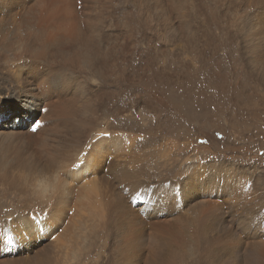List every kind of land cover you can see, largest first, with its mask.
Segmentation results:
<instances>
[{
    "label": "bare ground",
    "instance_id": "6f19581e",
    "mask_svg": "<svg viewBox=\"0 0 264 264\" xmlns=\"http://www.w3.org/2000/svg\"><path fill=\"white\" fill-rule=\"evenodd\" d=\"M116 2L0 0V206L10 205L19 210L18 215L23 212L21 216L29 214L23 220V227H11L7 223L0 233V254H4L0 255V264H6L2 260L8 257L17 259L32 253L37 247L41 248L48 240V233L53 232L65 218V206L83 200L76 191L84 190L85 185L92 182L95 184L89 186V190L99 189L95 196L106 201L101 218L107 216L119 220L122 215L132 213L133 206L122 203L127 200L125 196L118 202L108 201L112 191H120L121 183L125 182L132 191H138L139 202L136 196L132 199L136 203L142 202L141 209L151 224L159 228L154 233L142 232L148 235L136 238L133 245L122 246L124 261L133 259L131 264H141V260L136 259L143 257L141 244L150 243V251L155 252L148 256L147 264H169L167 258L171 254H167L173 242L170 240L176 237H187L192 241L193 261L195 253L212 254L214 262L224 253V241L219 238L214 241L211 237L215 226L224 220L218 219L213 210L207 211L214 208L220 199L233 195L234 184L240 179L231 174L233 169L230 167L215 164L207 180L189 176L181 196L180 187L170 179L169 168L155 175L163 181L161 186L152 184L155 176L145 177L139 182L131 173L117 168L119 161H114L113 157H120L122 137L126 132L120 115L128 110L121 103H124L122 98L129 88L117 92L120 78L108 76H148L147 82L140 86L147 91L145 101L158 98L163 108L170 111V100L175 101L172 105L182 101L181 104L187 106L189 100L203 94L212 99L226 98L232 111L253 109L241 105L246 94L253 93L244 89L250 76L245 69L242 72L246 76L229 75L226 64L229 66L230 59L222 45L212 46L208 41L202 47L197 37L199 30L183 26L179 33L173 31L164 36L165 47L156 54V46L150 43L152 23L149 22L154 15L167 17L168 25L173 23V16H179L183 21L192 16L213 18L224 14L264 19V0H132L136 13L125 20L116 16ZM142 21L148 28H142ZM188 23L191 26L193 21ZM256 31L264 34V29ZM208 36L210 38V32ZM141 47L142 51H139ZM252 50L257 52L255 61L264 71V44L255 43ZM184 53L197 55V61H192V66L187 65ZM98 79H103L100 90L96 83ZM134 87L137 88L136 85ZM102 94L101 102L99 95L101 97ZM111 102L117 108L109 106ZM4 112H13L10 122H3ZM29 114L37 117L26 129ZM38 118L44 122L43 126L32 131V125ZM92 129L99 131L98 151L87 147ZM147 129L157 134L151 127L147 126ZM103 131L112 135L102 137ZM130 131L146 133L144 128ZM72 163H78L80 167L70 169ZM198 171L201 174V165ZM96 173L102 174L100 180ZM75 180L79 184L72 183ZM244 181H249L248 177ZM244 181L242 186L247 187L237 192L238 198L243 199L242 211L236 209L238 217L228 218L237 220L240 230L249 237L240 238L245 245L240 248V258L244 260L248 247L252 246L258 251L256 261L260 263L264 248V196H247L245 191L254 183L249 187V182ZM255 185L264 188L262 182ZM166 188L177 198L190 200L185 208L188 210L187 206L192 204L193 208L187 211L192 214L188 219L182 220L181 213H175L174 204L167 203L171 200ZM137 224L139 222L132 223L128 228L135 233ZM19 232H25L24 241L17 242V238L23 235ZM198 233L204 238L203 245ZM214 244L217 248L212 251ZM78 254L79 249L74 256ZM209 254L204 257L208 258ZM173 256L177 253L174 252ZM205 262L210 263V260L205 259ZM26 264L50 263L47 257L38 255Z\"/></svg>",
    "mask_w": 264,
    "mask_h": 264
},
{
    "label": "rangeland",
    "instance_id": "374dc122",
    "mask_svg": "<svg viewBox=\"0 0 264 264\" xmlns=\"http://www.w3.org/2000/svg\"><path fill=\"white\" fill-rule=\"evenodd\" d=\"M115 9L117 12L116 16L123 20L131 19L136 13L132 0H117ZM135 18L137 19V17ZM150 20L149 23H152L150 43L156 46V54H159L161 49L165 47L164 36L173 31L179 33L180 28L183 26L199 30L197 37L202 47L208 41L212 46L216 44L222 45L227 50L228 58L230 59L229 66L226 64L229 75L246 76L242 72L245 69L247 76H250L245 82L246 87L244 89L253 93L246 94L241 105L253 109L232 111V106L227 102L226 98L222 100L212 99L210 96L203 94L200 98L189 100L187 106L181 104L182 101L172 105L174 99L170 100V111L163 108L158 98L152 97L150 101H145L148 97L147 91L142 90L143 88L140 86L141 83L147 82L148 76H108V78H120V87L117 92H121L125 88L130 90L122 98L124 103H121L123 108L128 110L123 115H120L123 129L126 132L124 133L125 137L124 135L122 137L124 141L121 144L123 148L121 147L120 157L118 159L113 157L114 161H119L116 167L123 172L131 173L139 182H142L145 177L166 172L169 168V170L171 169L170 179L175 180L176 186L180 187L178 191L181 196H183L185 180L189 176L197 177L198 180H207L211 177L215 164L230 167L233 169L231 174L237 175V178L240 179L234 184V194L220 199L214 208L207 211L213 210L218 219L221 217L224 220L217 227L215 226L211 233L214 241L218 238L224 241V253L221 258L214 262L212 254L199 252L195 253L196 259L193 261V255L191 254L192 241L187 237H176L174 240H170L173 242L167 256L171 254V257L167 259L169 264H264V248L260 263L256 261L258 251L252 246L248 247L247 257L245 256L244 260L240 258V248L245 246L240 238L249 239V237L240 230L241 226L237 220L228 218L238 217L236 209L242 211L243 199L238 198V193L247 187L242 186V181L246 177H248L249 181L244 182H250L251 185L254 183L253 187L249 188L250 190L247 189L245 191L246 195L251 197L262 194L264 196V188L260 185H255L261 182L264 183V77H262L264 76V71L255 61L257 52L252 50V46L255 43L264 44V39L262 38L264 34L256 31L257 29H264V19L253 20L250 15L234 16L224 14L213 18L192 16L184 21L179 16H173V23L169 25V19L165 16L154 15ZM191 20L193 24L190 26L188 22ZM142 24H144L142 28H148L145 22L142 21ZM209 32L211 33L210 38L208 36ZM143 45L142 40V47ZM142 47L139 51H142ZM183 57L185 63L190 66L193 65L192 61L195 60L196 62L198 59L197 55L193 56L188 53H184ZM237 64L239 65L238 68L236 67ZM101 80L103 79L96 81L99 90ZM103 96L104 94L101 97L99 95L100 101ZM108 105L112 108H117L114 102ZM172 107L175 108L173 109ZM202 108L203 110H201ZM3 110L9 111L11 109L3 108ZM8 113L11 115L9 116ZM108 114L110 113L108 112ZM13 117V112H4L2 114L3 122H10ZM36 117L29 114L25 122L26 129ZM147 126L156 130L157 134L148 132ZM143 128L146 133L130 131ZM144 135H146L148 140V146H146ZM98 137L99 131L92 129L87 142V144L92 145V151H98L97 141H101ZM200 165L201 174L198 171ZM96 175L100 180L102 174L96 173ZM154 180H152V184L157 186L159 184L161 186L163 183V181L158 179V176H155ZM72 183L75 185L79 184L77 180L72 181ZM94 184L92 182L89 186ZM89 186L85 185L84 190L76 191L79 196H83V200H77L73 204L65 206V218L61 220L53 232L48 233V240L41 248L37 247L33 252L31 251L32 253L25 254L17 259L8 257V259L2 261L6 264H26L39 255L47 257L50 264H131L133 259L127 262L124 261L125 251L122 246L130 245L131 243L133 245V240L148 235L142 232L150 231L154 233L158 232L159 228L151 224L147 214H145L146 212L141 209L142 202L136 203L132 199L136 196V200L139 202L138 191H132L125 182L121 183L120 191L114 189L108 198L109 202H118L125 196L127 200L122 201V203L133 206L132 213L122 215L119 220L107 216L100 217V214L105 213L106 201L95 196L99 189L89 190ZM99 186L100 188L102 187L101 183H99ZM85 191L86 193L83 195ZM1 192L0 190V196ZM132 192L134 193L133 195ZM166 192L171 200H168L167 203L174 204L175 213L179 211L181 213L179 216L182 220L188 219L192 215L188 213L192 204L187 206L188 210L185 208L190 203V200L177 198L167 188ZM68 198L71 199L72 196L68 195ZM215 207L216 209L218 208L217 211ZM5 209L10 211H5ZM219 209L220 211H218ZM39 211L43 210L40 209ZM18 213L19 210L12 208L10 205L6 207L0 206V233L5 230L7 223L11 227H23V220L28 218L29 214L25 213L21 216L23 212L20 215ZM189 214L191 215L189 216ZM8 216H11L12 219L6 220ZM142 218L146 221H143ZM227 218L228 220L226 221ZM138 222L139 225L135 226L137 231L133 233L132 229L128 228V225ZM191 226L196 228L195 225ZM222 228L225 229L224 232H222L224 230ZM21 234L23 235L21 238H17V242L24 241L25 232ZM198 234L201 240L200 243L202 242L203 245L204 238L200 233ZM53 236L55 239L52 238ZM27 239L26 235V241ZM141 247L143 257L136 259L141 260V264H147L148 256L155 251H150V243H142ZM167 247L169 248V242ZM167 247L166 250L168 249ZM10 248H13V246H10ZM211 248L213 251L217 248V245L214 244ZM77 249H79V254L74 256V252ZM174 252L177 253V256L172 257ZM229 252L231 257H229ZM205 254H209V257L205 258ZM0 255L4 256V254ZM204 258L206 260L209 259L210 263H206ZM155 259H158V257Z\"/></svg>",
    "mask_w": 264,
    "mask_h": 264
},
{
    "label": "snow or ice",
    "instance_id": "6c2138e0",
    "mask_svg": "<svg viewBox=\"0 0 264 264\" xmlns=\"http://www.w3.org/2000/svg\"><path fill=\"white\" fill-rule=\"evenodd\" d=\"M43 111L47 112L48 110L47 109H43ZM43 123L44 122L42 120H39V119L35 120L33 125H32V131H36L37 129L41 128L43 126ZM100 135L102 137H110L112 135V133L108 132V131H103V132H101ZM141 139H143V137H141ZM87 147L89 148V150L92 149V145H88ZM82 155L86 156L87 153H82ZM81 163H83V162L81 161ZM79 167H80V164H78V163H72L70 165V169H75V168H79ZM70 169H69V171H70ZM65 174H67V173H65ZM45 179H47V178H45ZM40 182H43V181H40ZM248 186L251 187L250 182H249ZM5 211H10V210L9 209H5ZM10 219H12L11 216L6 217V220H10ZM33 220L35 221V217H33ZM52 238L55 239L54 236Z\"/></svg>",
    "mask_w": 264,
    "mask_h": 264
}]
</instances>
